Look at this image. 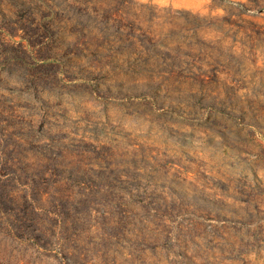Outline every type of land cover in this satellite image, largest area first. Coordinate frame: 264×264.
I'll return each instance as SVG.
<instances>
[{"label":"rangeland","instance_id":"obj_1","mask_svg":"<svg viewBox=\"0 0 264 264\" xmlns=\"http://www.w3.org/2000/svg\"><path fill=\"white\" fill-rule=\"evenodd\" d=\"M0 264H264V0H0Z\"/></svg>","mask_w":264,"mask_h":264}]
</instances>
